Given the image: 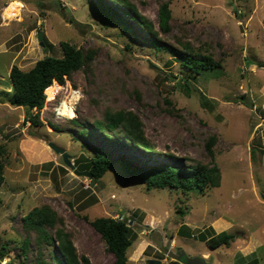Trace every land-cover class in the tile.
Segmentation results:
<instances>
[{
	"label": "rangeland",
	"instance_id": "1",
	"mask_svg": "<svg viewBox=\"0 0 264 264\" xmlns=\"http://www.w3.org/2000/svg\"><path fill=\"white\" fill-rule=\"evenodd\" d=\"M11 1L19 5L6 14ZM99 1L117 14L115 22L101 20L95 0H0V264H37L35 233L26 231L22 217L43 205L62 220L56 228L89 264L116 260L91 224L99 217L127 220L126 264H183L172 256L181 250L208 264H264V0H130L153 24L160 50L122 14L121 4ZM164 2L171 15L167 32L158 24ZM61 41L91 52L92 59L63 84L56 81L53 99L44 93L42 108L30 110L38 122L24 120L25 107L9 101L10 69L62 57ZM182 44L219 65L188 70L172 52H186ZM63 101L74 117L58 115ZM116 111L138 117L153 150L94 124ZM48 142L64 149L72 168ZM94 149L139 168L215 166L217 184L187 191L149 187L118 163L97 180L74 174V168L84 171ZM222 231L234 239L211 248L208 239ZM25 237L31 241L23 255ZM50 250L60 255L55 242L44 245L43 264H53Z\"/></svg>",
	"mask_w": 264,
	"mask_h": 264
},
{
	"label": "trees",
	"instance_id": "2",
	"mask_svg": "<svg viewBox=\"0 0 264 264\" xmlns=\"http://www.w3.org/2000/svg\"><path fill=\"white\" fill-rule=\"evenodd\" d=\"M95 1L99 3V5H97V13L101 16V20L109 21V24L115 22L113 18L117 14L105 6L102 1ZM112 1L121 4L123 7L120 9L122 14L132 18L137 25L142 26L143 29L150 34L151 37L148 40L152 41L154 44L153 46H156V50L164 49V46L155 42V37L158 36V33L154 29L153 24L137 12L134 4L130 0ZM170 17L168 3L164 2L158 9V24L162 32H167L169 30ZM123 20L124 18H122V21ZM124 28L127 27L124 26ZM60 45L63 50V56L60 58L55 56H44L37 60L29 70H22L15 65L10 69L9 78L13 86V91L11 97H9V101L16 106L25 107L26 119L24 120H31L33 123L38 122L37 119L33 120V117L30 115V110L35 109L38 111L42 108L45 99L44 90L51 87L53 80L63 84L67 78L71 77L74 71L82 67H87L86 65L92 59L91 52H84L69 42L61 41ZM182 47H184L186 52L172 51L173 49L170 50L177 55V58L183 62L188 70H193L195 72H200L201 70L209 71L219 65L218 62H214L209 56H203L198 52H192L189 45L182 44ZM251 105L252 104H249V106ZM104 119L106 123L96 120L94 124L96 126H101L102 129L109 128L113 130L114 133L122 135L129 143H134L143 150H153V146L143 137L141 121L132 112H106L104 114ZM71 120L75 121L74 119ZM211 144L212 141L208 140L207 149L210 153ZM2 153L3 147L0 144V185L4 181L1 162ZM116 163L120 165L126 175L147 183L149 187L163 188L167 185H172L187 191L193 188L202 190L210 182L215 185L217 184V182H214L218 176L215 172V166L208 168L202 164H195L193 167H188L184 164L173 166L168 163H156L152 167L139 168L129 162H125L121 158L113 160L110 158L109 154L99 149H94L93 156L87 164L81 166L80 169L88 170V172L92 174V179L97 180ZM57 224H62V220L46 205L34 207L22 217V226L26 231L28 233H35L33 240L37 245V254L35 256L36 263L43 264L44 245L52 246L53 242H55V244L59 246L60 255L55 256L51 250L48 251V257L53 264H59L62 260L65 264H89L88 259L84 255L80 257L77 256L75 248L69 239V234L63 231L62 228H56ZM91 224L105 241L107 250L115 255L116 260L114 264H126L125 252L132 242L130 237L131 227L128 225L127 220L99 217L93 220ZM48 228L53 229V236L47 231ZM234 237V234L222 231L215 236H211V238L208 239V244L211 248H217L222 245L228 246ZM30 241L31 239L28 237H25L22 241L21 248L23 250V255H26ZM1 248L5 249L6 247L2 246ZM4 254L5 253L0 250V256H4Z\"/></svg>",
	"mask_w": 264,
	"mask_h": 264
},
{
	"label": "water",
	"instance_id": "3",
	"mask_svg": "<svg viewBox=\"0 0 264 264\" xmlns=\"http://www.w3.org/2000/svg\"><path fill=\"white\" fill-rule=\"evenodd\" d=\"M22 1H33V0H22ZM37 39L40 42V44L42 45V32H38L37 34ZM49 147H51V149L56 152L61 154L63 162L70 168H72V164L69 162L67 156L68 154L64 151V149L58 147L57 145H55L52 142H48ZM73 173L76 175H87L88 177H91L92 174L90 172H88L87 170L81 171L78 170L76 168L73 169ZM173 257H175L178 261H180L183 264H208L206 263V261L201 258L200 256H194V257H186V255L183 253V251L181 250L178 253H173L172 255ZM159 260H150L149 264H158Z\"/></svg>",
	"mask_w": 264,
	"mask_h": 264
},
{
	"label": "bare ground",
	"instance_id": "4",
	"mask_svg": "<svg viewBox=\"0 0 264 264\" xmlns=\"http://www.w3.org/2000/svg\"><path fill=\"white\" fill-rule=\"evenodd\" d=\"M19 3L17 1H11L5 8L6 14H11L15 11V9L18 7ZM49 87V86H48ZM47 87V88H48ZM56 81H53L51 83V87L44 90L45 95L47 96L48 100H51L54 98V95L56 93L55 88H57ZM48 92V93H47ZM79 95V94H77ZM75 98V97H74ZM73 99V98H72ZM77 99V98H76ZM67 100V99H66ZM73 101V100H72ZM74 103V102H73ZM58 106V104H57ZM59 116H67V117H74L76 114L74 113L73 107L71 106L69 101H63L61 103V106L59 107Z\"/></svg>",
	"mask_w": 264,
	"mask_h": 264
}]
</instances>
